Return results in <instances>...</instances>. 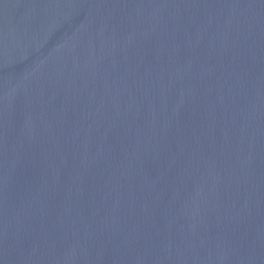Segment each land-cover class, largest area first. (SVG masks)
Instances as JSON below:
<instances>
[{"label": "water", "instance_id": "obj_1", "mask_svg": "<svg viewBox=\"0 0 264 264\" xmlns=\"http://www.w3.org/2000/svg\"><path fill=\"white\" fill-rule=\"evenodd\" d=\"M0 264H264V0H0Z\"/></svg>", "mask_w": 264, "mask_h": 264}]
</instances>
